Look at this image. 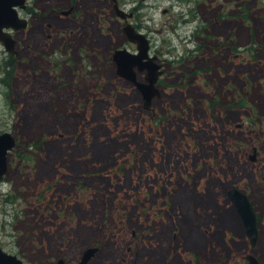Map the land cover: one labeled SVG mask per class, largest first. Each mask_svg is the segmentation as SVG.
Masks as SVG:
<instances>
[{
  "label": "rangeland",
  "instance_id": "rangeland-1",
  "mask_svg": "<svg viewBox=\"0 0 264 264\" xmlns=\"http://www.w3.org/2000/svg\"><path fill=\"white\" fill-rule=\"evenodd\" d=\"M18 14L14 52L0 42V133L16 139L0 247L29 264L89 247L87 264H264V0H27ZM127 23L162 63L148 106L112 58L136 52ZM232 186L256 214L253 247Z\"/></svg>",
  "mask_w": 264,
  "mask_h": 264
},
{
  "label": "water",
  "instance_id": "water-1",
  "mask_svg": "<svg viewBox=\"0 0 264 264\" xmlns=\"http://www.w3.org/2000/svg\"><path fill=\"white\" fill-rule=\"evenodd\" d=\"M27 0H0V42L5 49L12 53L16 40L12 37L11 31L16 32L28 26V21L21 18L18 14V8H24ZM117 15L125 19L127 14L119 10L116 5ZM129 15V14H128ZM128 41L135 43L136 52H130L127 49H116L112 58L117 65L118 76L131 81L142 92L145 100V106L150 104L154 95L158 94L155 83L161 71L160 65L154 62V58L149 55V42L147 37L136 31L135 28L127 23L123 28ZM136 70L138 72L147 73L144 80L147 83H141L136 78ZM16 145V139L10 132L0 133V181L4 178L8 170V154ZM230 201L236 207L240 216L245 235L249 240V244L253 247L258 237L257 217L248 199V196L236 187L232 186L227 192ZM97 248L89 247L81 255L77 264H87L94 256ZM246 264H263L252 254L244 256ZM0 264H29L24 263L14 254L5 252L0 247ZM58 264H63V260H59Z\"/></svg>",
  "mask_w": 264,
  "mask_h": 264
},
{
  "label": "flooded vegetation",
  "instance_id": "flooded-vegetation-1",
  "mask_svg": "<svg viewBox=\"0 0 264 264\" xmlns=\"http://www.w3.org/2000/svg\"><path fill=\"white\" fill-rule=\"evenodd\" d=\"M69 12H70V10H69ZM68 12V13H69ZM184 16V15H183ZM194 18V15L192 14L191 16L188 14V18L186 19L185 17H183V19H184V21H186L187 23H191V22H193V19ZM198 27H196L193 31H192V35H190V36H188L187 38H188V40L189 41H192L193 40V38L196 36V31H198ZM208 32H209V28H208ZM197 37H204L203 35H197ZM202 45V44H201ZM193 46H194V44H193ZM150 55V54H149ZM151 56V55H150ZM151 57H154L155 59H156V56H154V55H152ZM155 62V61H154ZM155 63H157V62H155ZM159 70L161 71V73H162V63H160V68H159ZM140 73H144V71L143 72H138L137 70H136V78L138 79V74H140ZM159 78V77H158ZM125 80V79H124ZM158 81V80H157ZM155 87H157L158 88V84H157V82L155 83Z\"/></svg>",
  "mask_w": 264,
  "mask_h": 264
}]
</instances>
